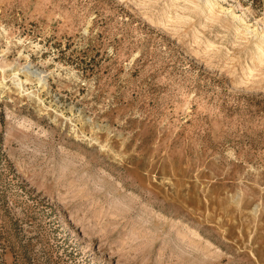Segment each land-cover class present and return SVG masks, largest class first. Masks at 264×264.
Here are the masks:
<instances>
[{
	"label": "rangeland",
	"instance_id": "1",
	"mask_svg": "<svg viewBox=\"0 0 264 264\" xmlns=\"http://www.w3.org/2000/svg\"><path fill=\"white\" fill-rule=\"evenodd\" d=\"M0 264H264V0H0Z\"/></svg>",
	"mask_w": 264,
	"mask_h": 264
},
{
	"label": "bare ground",
	"instance_id": "2",
	"mask_svg": "<svg viewBox=\"0 0 264 264\" xmlns=\"http://www.w3.org/2000/svg\"><path fill=\"white\" fill-rule=\"evenodd\" d=\"M22 73H25V78L28 77V75L30 74L29 73V69L28 68H25L24 71ZM29 73V74H28ZM18 74H13V77H16ZM23 75V74H22ZM38 80V79H37ZM39 82H41V79L38 80ZM23 82H26V80H24ZM22 82L19 80V85L21 84ZM20 87V86H19Z\"/></svg>",
	"mask_w": 264,
	"mask_h": 264
}]
</instances>
